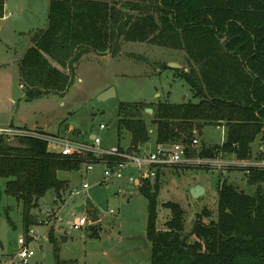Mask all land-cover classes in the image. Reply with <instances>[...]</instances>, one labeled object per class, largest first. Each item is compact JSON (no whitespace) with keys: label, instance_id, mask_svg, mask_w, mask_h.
<instances>
[{"label":"trees","instance_id":"16d2710c","mask_svg":"<svg viewBox=\"0 0 264 264\" xmlns=\"http://www.w3.org/2000/svg\"><path fill=\"white\" fill-rule=\"evenodd\" d=\"M4 5L0 0V17ZM123 41L185 51L188 69L178 75L199 99L121 103L119 136H129L130 147L151 139L147 107L154 109L157 144L191 145L205 126L225 127L222 144L189 148L188 156L211 157L221 149L247 158L258 136L264 139V0H51L48 26L35 32L21 60L24 98L65 96L86 54L117 56ZM17 140L0 136V180L4 193L22 202L29 227L38 201L66 188L59 171H77L87 158L54 152L42 137ZM248 184L247 191L225 179L216 210L203 206L189 225L180 202H163L171 215L159 226V184L146 179L140 191L148 199L151 264H264V169L251 170ZM1 194L0 188V201ZM49 239L56 243L52 233Z\"/></svg>","mask_w":264,"mask_h":264},{"label":"rangeland","instance_id":"374dc122","mask_svg":"<svg viewBox=\"0 0 264 264\" xmlns=\"http://www.w3.org/2000/svg\"><path fill=\"white\" fill-rule=\"evenodd\" d=\"M49 4L50 0H5L4 16L0 17V63H3L0 66V112H9L14 125L27 126L28 130L36 125V131L43 128L55 133L73 126L75 130L65 133L64 137L92 143L91 135L95 134L102 139L103 148H116L129 144L127 135L120 137L118 131L121 103L143 101L156 106L159 101H199L190 84L178 75L181 70L169 65L173 60L186 63L185 51L139 41H123V51L116 57L86 54L78 66L76 82L66 97L51 94L32 101L20 99L16 61L28 47L30 33L47 28ZM110 88L115 95L100 100L99 95ZM10 91H16L18 96L14 104L6 99ZM146 114L150 130L153 129L151 142H154L156 126L151 124L154 113ZM101 124L106 128L102 129ZM194 137L199 140L197 151L204 145L215 147L226 140L225 127L207 125ZM8 141L19 145L17 138ZM257 141L260 144L264 141L262 135ZM145 144L140 149L153 150L152 143L150 147ZM84 164L77 171H59L58 174L60 179L66 180V187L72 189L81 190L83 184L88 183V193L80 192L61 211L59 219L48 225L40 220L43 209L52 204L55 191L47 192L31 209L35 223L25 227L22 202L4 193L5 180H0L1 252L16 253L18 238L33 229L39 239L31 243L35 255L28 264H151L152 244L147 237L148 199L139 186L128 180V176L138 174L137 170L129 167L124 169L123 177L106 179L104 164H96L91 171H87ZM229 171L222 175L221 170L213 171L193 163H176L160 169L159 175L152 179L159 184L158 225L171 215L170 209L162 206L163 202H180L189 225L194 213L203 206L216 210L220 180L227 179L247 191L252 188L243 171H236V178ZM198 184L206 188V193L194 198L191 189ZM83 204H87L88 209L77 212V207ZM94 210L100 217L98 221L81 229L72 227L76 216H90ZM93 231L98 233L96 237H92ZM50 233L56 238L55 244L49 239ZM63 236L67 237L66 241Z\"/></svg>","mask_w":264,"mask_h":264},{"label":"built area","instance_id":"2783aa9c","mask_svg":"<svg viewBox=\"0 0 264 264\" xmlns=\"http://www.w3.org/2000/svg\"><path fill=\"white\" fill-rule=\"evenodd\" d=\"M102 129L106 128L105 124H101ZM22 135H32L42 137L48 143L49 148L63 156H82L87 160L84 162L87 171L94 169L96 164H104L106 166V179L112 177H123V171L126 168H135L137 175L128 176L129 182L136 186H143L146 179H154L157 177L160 169L170 167L176 163L197 164L200 167L209 168L212 170H221V173L227 171H243L248 177L253 169H264V141L258 145V149L254 150L252 144V153L247 158H238L234 153V158H224L223 154L226 152L219 149L214 156L201 157L199 155L188 156L187 150L198 146L199 140L194 138L191 145L183 142H175L172 144H159L154 150L147 152L145 149L129 147L121 149L103 148L102 139L95 135L93 142L77 140L69 136L64 137L58 134H43L35 129H22L18 127L4 126L0 127V136L12 140ZM257 140V139H256ZM95 157V158H91ZM106 157V158H105ZM229 171V172H230ZM90 189L88 183H84L81 190L72 189L70 187L62 188L58 192H54L52 196V204L45 207L43 210V218L41 223L46 225L55 219H59L61 211L66 205L73 200L80 192L87 194ZM85 210L88 205L84 204ZM81 206V205H80ZM79 206V207H80ZM83 210V211H85ZM77 212L78 207H77ZM84 213V212H83ZM93 214L90 216L86 214L78 215L71 222L75 229H81L84 226L93 223ZM39 235L37 231L29 229L26 235H21L18 238V250L16 253H5L0 251V264H28L30 258L35 255V251L31 248V243L37 241Z\"/></svg>","mask_w":264,"mask_h":264},{"label":"crops","instance_id":"0c3cea01","mask_svg":"<svg viewBox=\"0 0 264 264\" xmlns=\"http://www.w3.org/2000/svg\"><path fill=\"white\" fill-rule=\"evenodd\" d=\"M51 1V0H50ZM49 7H50V4H49ZM4 8H5V5H4ZM0 29H1V25H0ZM44 29H46V28H44ZM39 30H41V29H39ZM36 31H38V30H36ZM36 31H34V32H32V33H30V42L28 43V47L25 49V51L21 54V56H20V58L19 59H17V61H16V71H17V76H16V83L19 85V88H20V95H21V97H20V99H23L24 98V92H25V88H24V84H23V82H22V79H21V71H20V65H21V60H22V58H23V56H24V54L26 53V51H27V49L30 47V46H32V44H33V35L35 34V32ZM123 51V47H122V49H121V52ZM120 52V53H121ZM120 53L117 55V56H119L120 55ZM185 55H186V53H185ZM107 56H111V55H104V56H98V57H107ZM112 57H116V56H112ZM186 58V57H185ZM83 60V59H82ZM82 60H81V62H82ZM80 62V63H81ZM172 62V61H171ZM173 62H176V63H178V64H180L181 65V68H180V70H182V69H184L185 67H186V63H180V62H178V61H175V60H173ZM80 65V64H79ZM78 65V66H79ZM0 66H3V63H0ZM77 69H78V67H77ZM176 69H179V68H176ZM188 68H185V70H187ZM78 72L76 71V74H77ZM76 79H77V75H76ZM75 82H76V80H75ZM74 85V84H73ZM73 87V86H72ZM72 87H71V89H72ZM71 89L65 94V96H63V97H66L68 94H69V92L71 91ZM54 95H56V96H58V94H54ZM48 96H50V95H48ZM48 96H44V97H48ZM17 97L18 96H16V91H10V93H7L6 94V99L7 100H9L10 101V103H12V104H14L15 102H16V100H17ZM38 99V98H37ZM140 102H143V101H140ZM183 103V102H182ZM4 126H11V127H18V128H22V129H25V128H27V126H17V125H14V123H13V118H12V116H11V114L9 113V112H4V113H2V112H0V127H4ZM221 127H223V126H221ZM36 128L38 129V127L36 126V125H33L32 127H30L29 129H35L36 130ZM74 127L72 126H70V127H68V128H65V131L64 132H58V133H55V132H50L49 130H46V129H43V128H41V132L43 133V134H58V135H64L65 133H72L75 129H73ZM39 129H40V127H39ZM151 132L153 131V129H151L150 130ZM94 135L95 134H92L91 135V139H93V137H94ZM258 139V138H257ZM77 140H80V139H77ZM128 142H129V144L127 143L126 145H124V146H122V147H124V148H129L130 146V139H129V136H128ZM83 141H86V140H83ZM153 144V146H154V148H156L159 144H157V142H156V137H155V140H154V142H151V139L149 140V142L147 143V144H145V147H150L151 145L150 144ZM258 144H260V143H258V141L256 140L255 141V143L253 144V148H254V150H257L258 149ZM143 146V145H142ZM154 148H153V150H154ZM223 156H224V158H230V159H232V158H234L233 156H234V153H225V154H223ZM214 171V170H213ZM233 173L232 174H234L233 175V178H236V171H232ZM61 173V172H60ZM62 173H64V172H62ZM61 173V174H62ZM222 174V173H221ZM223 175V174H222ZM232 176V175H231ZM246 177V182L248 183V177L247 176H245ZM223 181L222 180H220V183L219 184H221ZM206 193V192H205ZM126 201H127V199H126Z\"/></svg>","mask_w":264,"mask_h":264},{"label":"water","instance_id":"95a60500","mask_svg":"<svg viewBox=\"0 0 264 264\" xmlns=\"http://www.w3.org/2000/svg\"><path fill=\"white\" fill-rule=\"evenodd\" d=\"M170 67H174V68H181V65L180 64H178V63H176V62H170ZM115 95V93H114V89L113 88H110V89H108V90H106V91H104V92H102L100 95H99V99L100 100H105V99H107V98H109V97H112V96H114ZM146 112L147 113H154V109L152 108V107H147L146 108ZM94 137H95V135H94ZM93 137V138H94ZM128 151L129 152H131L132 151V149L131 148H129L128 149ZM205 192H206V188L204 187V186H202V185H200V184H198V185H196V186H194L192 189H191V195L194 197V198H199L200 196H202V195H204L205 194ZM85 205L83 204V205H81L80 207H78V211H83V210H85ZM100 219V217H99V215L97 214V212L94 210L93 211V222H96V221H98ZM63 238V240L64 241H66L67 240V237H65V236H63L62 237Z\"/></svg>","mask_w":264,"mask_h":264}]
</instances>
